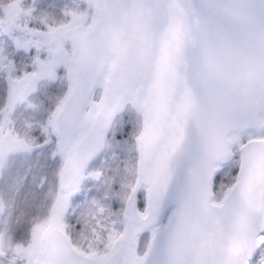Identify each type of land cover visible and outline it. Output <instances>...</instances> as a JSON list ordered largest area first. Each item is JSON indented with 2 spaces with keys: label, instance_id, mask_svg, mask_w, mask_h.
<instances>
[{
  "label": "snow or ice",
  "instance_id": "6c2138e0",
  "mask_svg": "<svg viewBox=\"0 0 264 264\" xmlns=\"http://www.w3.org/2000/svg\"><path fill=\"white\" fill-rule=\"evenodd\" d=\"M0 264H264V0H0Z\"/></svg>",
  "mask_w": 264,
  "mask_h": 264
},
{
  "label": "rangeland",
  "instance_id": "374dc122",
  "mask_svg": "<svg viewBox=\"0 0 264 264\" xmlns=\"http://www.w3.org/2000/svg\"><path fill=\"white\" fill-rule=\"evenodd\" d=\"M46 3L61 2V0H45Z\"/></svg>",
  "mask_w": 264,
  "mask_h": 264
}]
</instances>
